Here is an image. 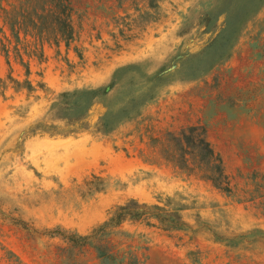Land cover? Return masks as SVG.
I'll return each mask as SVG.
<instances>
[{
	"label": "rangeland",
	"instance_id": "1",
	"mask_svg": "<svg viewBox=\"0 0 264 264\" xmlns=\"http://www.w3.org/2000/svg\"><path fill=\"white\" fill-rule=\"evenodd\" d=\"M71 1L68 41L36 38L30 20L19 43L0 30V264H101L52 231L89 234L130 198L179 209L186 225L124 221L108 236L122 264H264V0L230 47L222 36L245 0ZM83 89L157 97L106 135L100 103L89 130L51 131L67 127L58 95ZM148 124L156 136L204 126L230 190L145 162Z\"/></svg>",
	"mask_w": 264,
	"mask_h": 264
},
{
	"label": "trees",
	"instance_id": "2",
	"mask_svg": "<svg viewBox=\"0 0 264 264\" xmlns=\"http://www.w3.org/2000/svg\"><path fill=\"white\" fill-rule=\"evenodd\" d=\"M2 1L0 0V14L3 25L0 26L2 28L0 30L2 37L8 41L3 26L9 28L19 43L21 42L19 31L26 30L24 29L26 20H30V31H26L36 38L44 39L52 36L56 41H68L74 35L71 0H17V4H14L10 10L3 5ZM262 1L245 0L243 8L232 16L230 19L231 30L222 36L229 42V47L236 41L239 33L256 13ZM28 2L31 5L27 8ZM5 45L3 44V46ZM32 50L35 52V49ZM227 56L228 52L224 51L216 59L221 61ZM26 72H29L28 68ZM13 81L15 80L13 79ZM15 82L18 84V81ZM25 84L27 89H32L28 80H25ZM0 88L3 90L5 88L1 79ZM108 94L95 93L94 89L60 93L52 104V108L60 115L61 120H66L67 127H54V130L51 129V131L77 133L89 130L90 124L87 119L89 111L94 104L100 103L104 112L98 118L95 129L106 135L124 123L136 121L141 116L143 108L157 97V93H124L120 97H118L120 93L114 97H109ZM146 135L150 140L149 150L140 152L145 162L170 165L186 174H195L201 179L210 181L219 189L230 190L229 176L226 173L222 156L209 141L204 126L189 125L181 128L178 132L169 131L162 136H156L153 134L152 126L148 124L145 130L140 133L141 137ZM126 220H144L147 224H151L153 220L168 230L181 229L186 225L179 209L170 210L130 198L123 204L115 205L108 218L94 227L89 234L67 233L59 228L52 233L58 235L67 244L65 248H61L63 251H68L76 256L85 251V247H91L95 250L96 257L101 264H111L112 261L122 264L123 256H120L118 249H115L108 236L113 228L118 227ZM129 255L131 258L133 257L130 252ZM68 258L70 259V256Z\"/></svg>",
	"mask_w": 264,
	"mask_h": 264
}]
</instances>
